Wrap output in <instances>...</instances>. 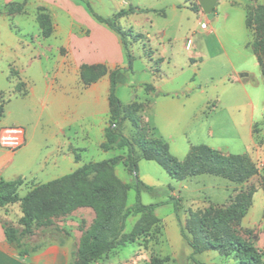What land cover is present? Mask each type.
<instances>
[{
	"label": "crops",
	"instance_id": "obj_1",
	"mask_svg": "<svg viewBox=\"0 0 264 264\" xmlns=\"http://www.w3.org/2000/svg\"><path fill=\"white\" fill-rule=\"evenodd\" d=\"M12 1L23 2V11L19 14H0V38L5 43L0 49V60L4 65L0 71L12 80L13 85L16 80L24 81L25 85L5 99L0 129L7 125L23 126L25 142L15 151L0 145V179L21 177L25 182L44 183L78 168L81 162L76 159L75 152L103 138L108 121L109 74L85 84L81 76L82 68L94 65L126 67V58L120 36L98 22L80 0H0V7ZM88 1L91 9L103 17H110L121 9H132L118 19V25L131 31L133 26L146 28L143 41L150 45L153 52L148 59L151 62L148 68L156 78L164 73V82H143L151 84L154 92L145 90L143 98L138 100L133 95L126 103L121 101L118 93L119 85L124 82H118L116 95L122 104L135 100L143 103L141 118L148 123L155 136L167 143L174 157L183 160L190 148L196 145H207L223 154H248L257 148L261 132L256 131L258 125L262 126L264 112V76L252 47L254 31L246 26L249 0H217L214 15L209 21L200 14L201 11H192L201 16L192 32L200 33L205 39H215L216 49L224 53L226 44L222 33L235 30L232 18L236 14V27L242 36L232 43V48L239 58L236 62L229 61L234 74L231 84L238 87L229 91L231 117L221 121L217 132L209 124L198 142L186 138L173 146L164 138L165 129L183 122L192 103L198 105L192 117L198 118L216 95L195 87L188 79L178 87L164 88L174 77L173 74L168 76L162 69L163 64H170V61L164 56L166 49L163 43H158L156 36L148 32L155 26L151 14L167 17L165 8L156 6L160 0ZM181 3L184 5V0H173L170 4L173 15H178ZM253 4H264V0H254ZM39 8L44 9L52 21V33L46 38L40 37L41 27L36 22ZM17 15H27V20L17 21ZM201 21L208 22L206 29L200 28ZM168 29L165 24L163 28L158 27L163 33ZM20 31H26L27 38L20 37L24 36L17 34ZM33 32L36 36H32ZM192 46L191 40L190 47L184 45V50L187 51L188 62L197 66L208 46L196 45L193 51ZM155 58L160 61L152 70ZM225 77V80L228 79V74ZM259 86L262 88L261 108L256 107L254 99V92ZM149 107L153 108L152 115L144 118L142 113ZM210 116L206 115L202 122H208ZM189 119L184 122L187 124ZM232 128L243 129L245 139L242 140L239 135L231 136L229 131ZM260 192L257 189L253 199L257 194L263 199ZM5 208L0 206V264H69L74 251L65 243H46L27 255L20 254L7 241L4 233ZM132 264L150 263L134 260Z\"/></svg>",
	"mask_w": 264,
	"mask_h": 264
},
{
	"label": "rangeland",
	"instance_id": "obj_2",
	"mask_svg": "<svg viewBox=\"0 0 264 264\" xmlns=\"http://www.w3.org/2000/svg\"><path fill=\"white\" fill-rule=\"evenodd\" d=\"M172 2L173 0L158 1L156 6L159 7L157 8H160V6L165 8L167 17L163 18L162 16L151 14L155 26L152 29H148V32L156 36L158 43H163L166 49L164 56L166 60L168 59L170 61V64L164 63L162 69L168 76L173 74L174 77L170 84L166 83L164 85V88H167V86L178 87L184 80L188 79L195 87L204 88L208 94L216 95V98L213 97L209 101L198 118L192 117V114L198 107V105L192 103L185 113V120L191 118L187 124L184 120L181 123L165 129L167 131H164V138L171 142L173 146L174 143L179 144L181 140H185L186 138L190 141L198 142L202 138V133L208 129L209 124L213 125L217 132L221 121L231 117L228 109L231 103L229 91L237 89L236 87L238 86L231 84L233 83L232 79L234 74L232 73L229 59L235 62L238 60L239 55L232 48V43L240 39L242 34L236 27L237 16L234 13V16L232 14V22L234 23L235 30L222 33V38L226 44V53L220 49L217 50L215 39H205L200 33L192 32L193 27L201 20V16L193 12L201 11L200 14L209 21L213 17L214 11L202 13L203 10L198 0H184V5L181 3L179 6L178 15H173L172 11H170V4ZM248 2L247 6L254 5V0H249ZM22 11L13 14H19ZM42 12L46 13L44 9ZM46 14L49 17L51 29L47 35L44 34V30L40 31L41 38H46L52 33V21L50 15L48 13ZM16 20H27V15H17ZM36 22L38 24L40 23L37 16ZM164 24L168 25L169 29L163 33L158 30V27L163 28ZM131 28L132 31L129 29L131 31V37L127 38V41L130 43V50L134 57L132 71L128 73L125 67L121 66L112 68L105 66L107 73L114 69H119L117 74L118 81L124 82V84L119 85L118 93L123 103H126L133 95L138 100L145 96V90H148V87H145V85L148 83L143 82H164L163 78L165 76L163 73L160 77H153L150 72L151 70L148 68V64L151 63L148 59L153 52L150 45L145 43L146 41H143L146 28L141 26H133ZM43 29H45L44 26ZM17 34H24V36L20 37L25 39L27 38L25 34L28 33L26 31H20ZM35 34L33 32L32 36H36ZM187 38H191L193 42L192 51L196 49V45L208 46L201 63L197 66L190 64L187 60V51L184 50ZM4 44V41L0 38V49ZM158 48H161V46ZM153 50H155L154 46ZM159 61V58H155L152 61V70L158 65ZM1 62L2 60H0V68L4 66ZM227 74L228 79L225 80ZM81 75L89 76L90 72L83 71ZM24 85L25 82L22 80H16L13 85L12 80L7 75L4 76L0 71V105H3L5 99L13 94V92L24 88ZM254 99L257 108L262 106L261 86H259L257 92H254ZM152 112L153 108L149 107L143 111L142 115L145 118L152 115ZM206 115L211 116L208 122L203 123L202 120L205 119ZM109 117L110 112L108 106V121ZM137 117L139 121L138 129H135L131 122L125 119L120 125V131L129 138L138 136L146 141L154 138L155 136L148 123L141 118L140 114ZM261 125L260 127L258 125L256 131L261 132L258 136L257 148L248 154H242L254 164L255 168V172L243 182H232L220 175L207 173L176 180L156 161L146 159L142 151L135 146L137 177L144 183L146 181L152 183L150 185L152 187L150 191H141V201L144 204H148L166 201L171 196L179 198L177 213L181 223L185 227L190 212H196L199 217L206 216L207 218H212L218 213H226L234 200L242 194L247 195L252 190V202L246 213L237 220L225 221L224 226L232 233L250 243L258 252L261 264H264V121L261 122ZM229 132L233 137L239 135V138L242 140L245 139L243 129L232 128ZM104 140L103 134V138L100 141H97L95 144L91 143L86 148L82 147L78 149L79 151L75 152L76 159L82 165L88 162L104 161L118 157L119 163L113 167V174L123 183L132 182L134 173L131 172L129 166L123 160L126 157V148L118 149L112 147L103 149L101 144ZM37 184L23 180L22 184L18 187V195L20 197L24 196ZM257 189H260L262 192L263 199H261L260 194L255 195L253 199V194ZM258 195L260 198H258ZM134 200L135 190L134 188H130L127 190L126 205H131ZM5 207L4 214L6 218H4V223L21 227L19 218L23 213L20 202L17 201ZM96 218L97 212L95 207L91 203L86 202L66 212L49 216L47 224H44L42 220L40 222L34 221L30 228L27 245L28 247L34 245L42 246L46 243L59 242L69 245L73 251H76L82 239L89 235ZM205 229L206 231H210L208 223H205ZM184 231L188 237H192L187 228H184ZM130 232H134L130 240L117 244L88 264H132L134 260L139 262L148 261L151 264L152 257L160 259V264H196L190 258L192 252L191 247L181 234L180 223L176 217L173 202H166L157 206L151 217L142 216L141 214L128 216L125 219L122 233L127 234ZM193 257L201 262V264H239L238 257L235 254L222 255L217 250L211 249L196 253ZM76 260L74 256L71 259V261Z\"/></svg>",
	"mask_w": 264,
	"mask_h": 264
},
{
	"label": "trees",
	"instance_id": "obj_3",
	"mask_svg": "<svg viewBox=\"0 0 264 264\" xmlns=\"http://www.w3.org/2000/svg\"><path fill=\"white\" fill-rule=\"evenodd\" d=\"M80 1L98 22L107 25L120 36L126 58L125 69L130 70L134 57L127 38L131 37V31L122 29L118 25V19L132 9H121L110 17H103L91 9L88 0ZM22 10L23 2L12 1L0 7V14L10 15ZM42 10V8L38 9L37 19L40 22L41 31L44 30V34L47 35L51 26L48 15ZM246 26L254 31L255 37L252 47L264 76V4L247 6ZM83 71L90 72L89 76L81 75L85 83H90L107 73L104 65L84 66ZM118 72L119 69H114L108 73L110 78L108 93L110 117L104 128L105 140L101 146L103 149L126 148L127 153L123 160L134 173L133 181L123 183L113 174V167L119 163L118 157L84 163L70 173L34 185L22 197L17 193L18 187L23 182L21 177L12 180L1 178L0 206L19 201L23 213L19 218L21 227L3 223L7 241L14 245L20 254L27 255L34 252L40 246L28 247L27 245L30 228L34 221L40 222L42 220L44 224H47L49 216L66 212L79 204L89 202L95 207L97 218L89 235L82 239L78 249L73 253L77 260L69 262V264H88L117 244L132 238L134 232L122 233L125 219L128 216L141 214L151 217L157 206L166 202H173L176 217L180 223L181 234L191 247L190 258L193 262L201 264L194 259L193 255L211 249L217 250L222 255L235 254L239 264H261L256 249L224 226L225 221L237 220L246 213L252 202V190L247 195L242 194L234 200L226 213H218L212 218L199 217L196 212H190L185 227L177 213L179 198L171 196L166 201L148 204L141 201V191H150L152 187L137 177L135 146L142 151L146 159L156 161L176 180L207 173L220 175L232 182H243L255 172V168L254 164L242 154H223L207 145L192 146L186 157L183 160H178L169 152L167 143L158 136L154 135V138L146 141L138 136L129 138L124 135L120 131V125L125 119L129 120L135 129H138L137 116L142 110L143 103L137 101L129 104L121 103L116 95V87L119 82ZM145 87H148V90L152 92L155 90L151 84H146ZM2 115L3 105H0V118ZM130 188L135 190V200L131 205H126L127 190ZM205 223H208L210 231H206ZM184 228H187L191 233V238L186 235ZM160 263L161 260L157 257L151 258V264Z\"/></svg>",
	"mask_w": 264,
	"mask_h": 264
},
{
	"label": "built area",
	"instance_id": "obj_4",
	"mask_svg": "<svg viewBox=\"0 0 264 264\" xmlns=\"http://www.w3.org/2000/svg\"><path fill=\"white\" fill-rule=\"evenodd\" d=\"M208 26L207 21L200 22V28L206 29ZM191 45V38H188L185 42L186 48ZM25 142V129L21 125H7L0 129V145L15 151L21 147Z\"/></svg>",
	"mask_w": 264,
	"mask_h": 264
},
{
	"label": "water",
	"instance_id": "obj_5",
	"mask_svg": "<svg viewBox=\"0 0 264 264\" xmlns=\"http://www.w3.org/2000/svg\"><path fill=\"white\" fill-rule=\"evenodd\" d=\"M198 2L203 12L210 13L211 11H213L217 0H198Z\"/></svg>",
	"mask_w": 264,
	"mask_h": 264
}]
</instances>
